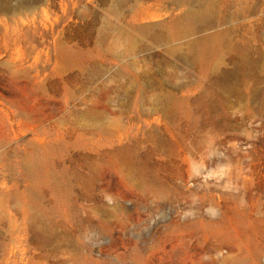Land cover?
<instances>
[{
    "label": "rangeland",
    "instance_id": "obj_1",
    "mask_svg": "<svg viewBox=\"0 0 264 264\" xmlns=\"http://www.w3.org/2000/svg\"><path fill=\"white\" fill-rule=\"evenodd\" d=\"M0 264H264V0H0Z\"/></svg>",
    "mask_w": 264,
    "mask_h": 264
},
{
    "label": "bare ground",
    "instance_id": "obj_2",
    "mask_svg": "<svg viewBox=\"0 0 264 264\" xmlns=\"http://www.w3.org/2000/svg\"><path fill=\"white\" fill-rule=\"evenodd\" d=\"M231 93V95H232V99H233V101L235 102V104L236 103H242V102H246V99H244V97L243 96H241L240 94H239V92H230ZM165 121V120H164ZM141 179L142 180H144L143 179V176L141 177ZM141 190V189H140ZM57 252V251H56Z\"/></svg>",
    "mask_w": 264,
    "mask_h": 264
}]
</instances>
